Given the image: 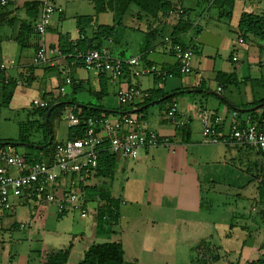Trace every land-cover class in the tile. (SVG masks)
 Masks as SVG:
<instances>
[{
  "label": "crops",
  "instance_id": "1",
  "mask_svg": "<svg viewBox=\"0 0 264 264\" xmlns=\"http://www.w3.org/2000/svg\"><path fill=\"white\" fill-rule=\"evenodd\" d=\"M45 1L11 0L6 6L0 5V65L7 64L0 70V121L12 119L15 113L14 121L19 122L18 137H7L0 129V141H15L28 158L42 157L48 144L70 139L69 120L63 119V114L74 113L76 105L71 102L94 106L100 109L101 117L113 121L125 113L142 114L145 127L156 132L160 145L142 150L136 159L114 154L109 172L97 168L95 174L82 179L88 211L86 217L80 218L82 228H88L91 237L96 236L98 207L109 198L120 214L110 239L121 241L125 256L129 248L134 260L141 263L140 254L153 255L151 262L143 264H160L162 252H156L157 246L175 242V231L181 225V230H190L191 240L197 232H210L205 241H185L193 249L191 261L197 264H212L198 257L206 246L211 249L208 256L214 251L218 259L226 257L239 264L260 259L264 244V228L259 227V219H264V182L258 176L263 175L264 180V153L225 139L235 113L244 122L255 120L249 111L256 110L257 121L264 129V38L253 33L244 36L240 28L244 13L264 17V0H172L169 12L156 15L130 3L120 24L109 7L97 9V0H48L62 11L52 16L45 36L50 60L36 64L33 59L40 38L33 24ZM79 16L92 17L86 29L88 38L100 25L114 26V34L102 38L101 45L108 47L113 56H138L139 64L125 67L119 79H110L96 68L71 66L66 54L70 55V46L83 38ZM165 36L193 48L191 73L180 71ZM241 37L244 43H239ZM235 56L238 60H234ZM149 66H156V70L145 72ZM66 67L71 68L74 81L62 94L60 85ZM132 85L149 95L122 106L118 92ZM156 90L183 92L147 106ZM29 94L36 96L28 101ZM34 99L61 105L51 114V109L44 114ZM173 101L178 103V111L175 118H168L166 112ZM142 108L145 112H140ZM203 112L223 116L219 127L223 140L205 139ZM95 130L101 139L99 145L108 148L103 146L108 142L103 126L98 124ZM247 198L253 211L261 212V218L243 211ZM215 202L221 209L231 204L228 209L236 222L230 223L223 212L218 215L221 222L212 219L209 209ZM70 212L60 214L55 204L40 203L30 194L14 198L10 210L0 209V264H39L41 245L29 251L22 245L44 239L49 217H64ZM90 215L92 218L87 220ZM236 229L245 233L233 242ZM223 251L225 255L219 254Z\"/></svg>",
  "mask_w": 264,
  "mask_h": 264
},
{
  "label": "built area",
  "instance_id": "2",
  "mask_svg": "<svg viewBox=\"0 0 264 264\" xmlns=\"http://www.w3.org/2000/svg\"><path fill=\"white\" fill-rule=\"evenodd\" d=\"M11 0H0L1 6H6ZM62 11V7L46 0L39 17L33 24V29L39 35L40 43L34 56L36 64H44L50 60L51 50L46 43V34L51 24L52 16ZM171 44L180 71L184 74L191 73L194 50L174 40L172 36H165ZM241 37L239 43H244ZM80 59L85 68H96L109 75L110 79H119L124 73V68L137 65L140 58H122L113 56L106 46L79 52ZM234 60H238L235 56ZM0 65V70L6 67ZM71 66L75 62L70 63ZM156 66L145 68V72H153ZM70 67L64 70L63 83L60 85L62 94L67 92L68 86L73 83ZM137 75L140 71L135 72ZM221 91V88H219ZM138 86L132 85L118 92V100L122 106H130L137 98L147 97ZM36 105L45 107L48 100H34ZM178 103L173 101L167 109L168 118H175ZM203 135L209 142H219L222 136L219 127L224 121L223 116H211L203 112ZM63 119L69 120L70 126L79 124L80 119L72 112H64ZM100 124L108 134V151L115 155L127 156L133 159L139 157L142 150L157 147L160 139L156 132L147 129L142 114L125 115L120 119L111 120L108 117L89 118L87 130L82 137L58 141L52 144L42 157L28 158L17 150V144L0 142V209L10 210L14 198L26 194L35 197L38 202L55 204L60 214L72 210H79L81 217L87 216L84 204L82 179L88 174H95L100 153L103 150L99 145L101 139L95 130ZM228 139L234 143L250 145L264 153V129L260 123L251 118L244 122L234 114ZM261 259L264 260V244L262 245Z\"/></svg>",
  "mask_w": 264,
  "mask_h": 264
},
{
  "label": "trees",
  "instance_id": "3",
  "mask_svg": "<svg viewBox=\"0 0 264 264\" xmlns=\"http://www.w3.org/2000/svg\"><path fill=\"white\" fill-rule=\"evenodd\" d=\"M105 2L107 3V5L105 4ZM130 3L137 4L142 10L152 15H156L160 11L169 12L172 9V0H97V9L100 11L104 10L106 6L109 7L115 12L117 24H120L121 17L127 10ZM91 21L92 17L90 16L78 17V25L83 38L79 42H77V44H74V46H70L68 52L70 55L66 54L68 50H65L63 52L70 58L69 60H71V62H75V65H82L80 59L77 58V54L79 52L94 48H100L102 46L101 39L104 37H110L114 34V26L100 25L94 31L93 36L91 38H88L86 36V29L91 26ZM240 28L244 36H247L248 33H253L264 38V17L252 13H244L240 20ZM104 85H102V90H105ZM182 92L183 91L181 90H177L173 93H165L161 90H156L152 92V97L149 99L146 105L148 106L152 102L160 103L169 100L171 97H173V95ZM71 103H74L76 105L74 113L76 112L75 114L80 119L78 125L70 126V139H73L84 136L88 127L89 118L102 117L100 114V109L94 106L81 105L75 102ZM60 105V103L56 105L48 104L47 106L41 107L40 109L44 114H46L51 109V114L52 111H54V109H56ZM140 112H145V108H142ZM249 113H251L252 117H254L256 121L259 120L258 116H256V110L249 111ZM125 115L130 114L125 113ZM9 142L17 144L15 141ZM54 143L55 142L48 144L46 147L49 148ZM108 144L109 143L106 141L103 146L108 147ZM114 158V154H110L107 148H103L100 153L97 168H100V170L105 168L109 172L110 170L108 169L113 167ZM97 211L98 222L97 234L95 237H87L83 234L82 236L73 237L67 246L54 247L53 245H43L39 252V264L72 263V257L74 252L76 251V241H84L82 251H79L80 256L77 259V264H143L138 260L126 261L125 250L123 248L122 242L119 240L110 239L113 232L112 226L120 219L119 211L116 206L112 205V200L108 198L105 203H102L98 207ZM232 264L239 263L233 262ZM243 264H264V260H262L261 258L253 259Z\"/></svg>",
  "mask_w": 264,
  "mask_h": 264
},
{
  "label": "rangeland",
  "instance_id": "4",
  "mask_svg": "<svg viewBox=\"0 0 264 264\" xmlns=\"http://www.w3.org/2000/svg\"><path fill=\"white\" fill-rule=\"evenodd\" d=\"M213 9L215 10L216 6H214ZM240 46H242V45H240ZM245 64H246L245 66L247 67L248 63L246 62V60H245ZM247 69H248V67H247ZM35 96H36L35 94L34 95L29 94L26 99L28 101H31L33 98H35ZM34 100H40V99H34ZM11 115H12L11 116L12 119L5 120L4 122L0 121V129L4 130L3 134L6 135L7 137H14V138L16 137L17 138L19 135V122L14 121V120H16V114L15 113H13ZM22 115L23 114L21 112V116ZM16 147H17V150L20 151L21 153L24 152L23 147H21L19 145ZM258 177H260L261 180L264 182V180L262 178L263 175L262 176L259 175ZM205 194H206V196L209 195L207 192H205ZM244 194H247V191L244 192ZM229 198H232V197L229 196ZM229 202L234 203L232 200H229ZM230 205L231 204H227V206H222L223 209H221L217 206V204L215 202L213 204V208L209 209V215L212 217V219L213 218L216 219V218H218V215L221 212H223V215L225 216V218H228L230 223H234V222H236V220H233L231 218V214L229 211L230 209H228ZM251 206H252L251 200H248V198L245 199L243 211L246 213H252L253 216L261 218L262 217L261 212L259 210L253 211ZM230 207H232V206H230ZM231 210H234V209H231ZM263 210H264V207H263ZM80 218H82V217L80 215L79 210L71 211L69 214H67L64 217H59L57 215L51 216V217H49V220L47 222L46 227L44 228V230L47 231V234L45 235L44 239H41V240L37 241L36 243H33L32 241H25V244H23L22 246H24L26 251H29L31 248L38 247L40 245H41V247L43 245H47V246L53 245L54 247H56V246L60 247V246H67L70 243L71 239L75 236L78 237V236H82L84 234V236L91 237L89 235L91 231L88 228H86V231H85V229L82 228V226L80 225V223H79L81 221ZM90 218H92V215H90V217L87 218V220H89ZM218 219H220V222H221V218H218ZM40 221H44V219H42ZM222 226H224V225H222ZM259 227L261 229L264 228V219H259ZM170 229H171L170 233L172 235V228H170ZM177 229L178 230H176L175 234H174L175 242H172L170 244L167 243L166 246L164 244V247L159 246V245L157 246L156 252H162L161 253L162 255H159L160 260L158 263L161 264V263L167 262L168 264H197L196 262L191 261V257L193 256V249L190 248L191 246H188V242L185 243V241H189V239L191 238L190 237V235H191L190 230L188 228H185L186 231L181 230V229H183V225H181V228L178 227ZM238 229H236V231L234 232L233 237L231 239V240H233V242L235 241L236 238L240 239V237H242L245 233V232L243 233L242 230H238ZM213 230H211V231H213ZM209 233L210 232L208 229H207V231L203 230L201 232H197L196 235L194 236V238H192V240L190 239V241H194V240H198V242H200L201 240L205 241L206 238L208 239L207 235ZM212 233H214V231ZM224 241L227 243V240H224ZM175 243H176V245H175ZM83 245H84V241H76V244H75L76 251L73 254L72 262H77V259L80 256L79 251H81ZM202 249H204V245H203ZM21 250L22 249H19L20 252H22ZM204 250L205 251L202 252L203 255L199 253L200 255L198 254V257L200 259H204V258L206 259L207 258V260L209 259L212 262V264H232L234 262L233 259L235 257H233V256H230V259H232L233 261L227 260L226 257L225 258L221 257L220 259H218V258H215L213 250H212L213 251L212 256L210 254L208 256V251L211 250L210 247L206 246ZM126 253H127L125 256L126 260H128V261L134 260V258H133L134 255L131 253V250L129 248L127 249ZM219 254L225 255V252L223 251V253L220 252ZM151 257H153V255L148 254V253H144V254H140L139 258L143 262L149 263L152 261ZM213 260H216L218 262H216V261L214 262ZM199 261H202V260H199Z\"/></svg>",
  "mask_w": 264,
  "mask_h": 264
}]
</instances>
